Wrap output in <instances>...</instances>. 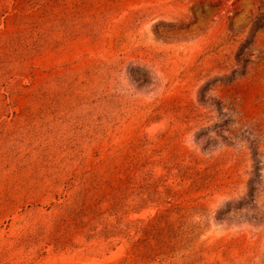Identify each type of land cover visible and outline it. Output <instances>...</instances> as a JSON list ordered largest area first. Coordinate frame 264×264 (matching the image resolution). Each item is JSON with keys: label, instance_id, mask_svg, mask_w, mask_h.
Here are the masks:
<instances>
[{"label": "rangeland", "instance_id": "obj_1", "mask_svg": "<svg viewBox=\"0 0 264 264\" xmlns=\"http://www.w3.org/2000/svg\"><path fill=\"white\" fill-rule=\"evenodd\" d=\"M0 264H264V0H0Z\"/></svg>", "mask_w": 264, "mask_h": 264}]
</instances>
